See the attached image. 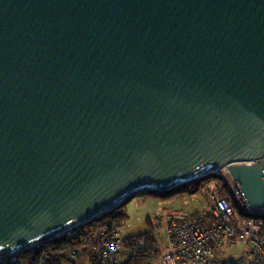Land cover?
I'll list each match as a JSON object with an SVG mask.
<instances>
[{
  "label": "water",
  "instance_id": "obj_1",
  "mask_svg": "<svg viewBox=\"0 0 264 264\" xmlns=\"http://www.w3.org/2000/svg\"><path fill=\"white\" fill-rule=\"evenodd\" d=\"M223 169L264 208V0H0V260Z\"/></svg>",
  "mask_w": 264,
  "mask_h": 264
},
{
  "label": "built area",
  "instance_id": "obj_2",
  "mask_svg": "<svg viewBox=\"0 0 264 264\" xmlns=\"http://www.w3.org/2000/svg\"><path fill=\"white\" fill-rule=\"evenodd\" d=\"M224 170L219 171L218 174L225 175ZM225 180L235 206L228 197L207 190L206 197L212 212V222L209 226H203L197 218L187 213L175 212L162 215L164 233L160 237V246L163 251L157 256L154 255L158 262L161 264H264V208L251 209L232 178L228 177ZM237 207L243 215L236 211ZM244 213L256 214L259 218L249 220ZM65 234L71 241L66 243L67 261L78 259L83 252L89 259L88 264H122L123 260L140 253H153L147 245L143 232L125 235L119 225L111 223L108 219L101 222L91 220L75 225L63 233ZM242 240L247 242L249 249L238 253L231 262L228 259L229 249ZM39 246L41 245L37 247ZM20 254L22 253L10 255L0 260V263L7 260L14 264H22ZM49 258V251L44 250L39 264H47Z\"/></svg>",
  "mask_w": 264,
  "mask_h": 264
},
{
  "label": "trees",
  "instance_id": "obj_3",
  "mask_svg": "<svg viewBox=\"0 0 264 264\" xmlns=\"http://www.w3.org/2000/svg\"><path fill=\"white\" fill-rule=\"evenodd\" d=\"M208 183H213V192L218 194L219 196L228 197L229 201L235 206V203L232 199V194L228 185L226 184V180L219 174H209L200 179L192 180L183 185L177 186L170 190L166 191H146L141 193L140 197H152L158 200L166 201L171 200L175 197L181 195H195L199 192L204 193V188L208 185ZM211 190V191H212ZM131 200V199H130ZM129 200V201H130ZM128 201L121 206L115 208L114 210L100 216L95 219V222H101L102 220L108 219L111 223L122 225L128 217V214L125 210V205ZM193 218H197L199 223L203 226H209L212 222V215L210 212L205 213L199 218V214L190 215ZM147 221L146 230L143 231V235L147 241V245L150 247L153 253H140L132 258H127L122 261V264H151L153 260H155L154 255L161 253L163 251L160 246V237L162 235L161 228L157 220L153 217H147L145 222ZM71 242L68 235L65 234L63 236L54 238L50 242L44 243L40 247H32L25 252H23L20 257L22 264H38L42 252L44 250H49L50 258L47 264H63V259L66 253V243ZM241 253V252H240ZM0 264H14L10 261H4Z\"/></svg>",
  "mask_w": 264,
  "mask_h": 264
},
{
  "label": "rangeland",
  "instance_id": "obj_4",
  "mask_svg": "<svg viewBox=\"0 0 264 264\" xmlns=\"http://www.w3.org/2000/svg\"><path fill=\"white\" fill-rule=\"evenodd\" d=\"M224 172H225L224 173L225 175H222V176H225L224 179L228 177L231 178L230 174L228 175L229 172H226V169L224 170ZM212 188H213V183H208V185L204 188V193L202 191L195 195H181V196H178L171 200H166V201L158 200L152 197L134 196L130 201H128V203L124 207L128 214V217L125 220V222L122 225H120L123 234L125 235H129L132 233L138 234L146 230L145 228L147 227V221L145 222V219L147 217H153L157 220L161 228V233L163 234L164 225H162V223L164 224V220H163L162 215H167L169 213H175V212L187 213L189 215L199 214L198 216L199 218H201L202 215H204L207 212H210L212 215L211 205L208 202V199L206 197V191L212 190ZM236 211L240 213L241 215H243V213L239 210L238 207ZM244 216L249 220H255L259 218L256 214L244 213ZM248 249H249V246L245 240L238 241L236 243V246L230 247L228 259L231 260V262H233L234 260L233 258L236 257L238 253L246 251ZM66 254H67V247H66L65 256ZM88 255L91 259V256L89 253ZM65 256L63 259V264H88L89 263L88 257H86L83 254V252H81L80 257L76 260L67 261L65 259ZM151 264H161V263L155 259L153 260V263Z\"/></svg>",
  "mask_w": 264,
  "mask_h": 264
},
{
  "label": "bare ground",
  "instance_id": "obj_5",
  "mask_svg": "<svg viewBox=\"0 0 264 264\" xmlns=\"http://www.w3.org/2000/svg\"><path fill=\"white\" fill-rule=\"evenodd\" d=\"M60 236H63V233H62ZM60 236H59V237H60ZM246 251H247V250H246Z\"/></svg>",
  "mask_w": 264,
  "mask_h": 264
},
{
  "label": "clouds",
  "instance_id": "obj_6",
  "mask_svg": "<svg viewBox=\"0 0 264 264\" xmlns=\"http://www.w3.org/2000/svg\"><path fill=\"white\" fill-rule=\"evenodd\" d=\"M42 245V244H41Z\"/></svg>",
  "mask_w": 264,
  "mask_h": 264
}]
</instances>
